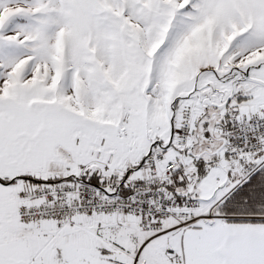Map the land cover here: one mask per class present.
I'll use <instances>...</instances> for the list:
<instances>
[{
	"label": "snow or ice",
	"instance_id": "1",
	"mask_svg": "<svg viewBox=\"0 0 264 264\" xmlns=\"http://www.w3.org/2000/svg\"><path fill=\"white\" fill-rule=\"evenodd\" d=\"M0 264H264V0H0Z\"/></svg>",
	"mask_w": 264,
	"mask_h": 264
}]
</instances>
